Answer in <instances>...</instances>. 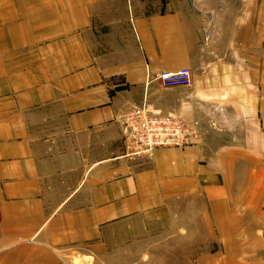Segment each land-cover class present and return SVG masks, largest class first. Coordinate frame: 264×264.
<instances>
[{
	"label": "crops",
	"instance_id": "obj_1",
	"mask_svg": "<svg viewBox=\"0 0 264 264\" xmlns=\"http://www.w3.org/2000/svg\"><path fill=\"white\" fill-rule=\"evenodd\" d=\"M143 105L198 137L127 156ZM179 216L219 249L200 264L259 263L264 0H0V264H85Z\"/></svg>",
	"mask_w": 264,
	"mask_h": 264
},
{
	"label": "rangeland",
	"instance_id": "obj_2",
	"mask_svg": "<svg viewBox=\"0 0 264 264\" xmlns=\"http://www.w3.org/2000/svg\"><path fill=\"white\" fill-rule=\"evenodd\" d=\"M184 222L183 217L179 216L144 224L141 230L138 225H134V230L128 231L124 240H112L110 248L85 256L90 257L85 264H200V257L219 252L215 248L199 249V234L187 232ZM201 236L205 234L201 233ZM78 255L82 256L80 251L70 252L65 264H74L73 259ZM259 259L261 262L258 264H264V252L259 255ZM226 261L225 257L222 258V264H226Z\"/></svg>",
	"mask_w": 264,
	"mask_h": 264
},
{
	"label": "built area",
	"instance_id": "obj_3",
	"mask_svg": "<svg viewBox=\"0 0 264 264\" xmlns=\"http://www.w3.org/2000/svg\"><path fill=\"white\" fill-rule=\"evenodd\" d=\"M162 88L189 86V69L161 72L154 78ZM123 141L127 156L148 155L156 148L184 147L198 137V123L186 122L173 114L157 113L143 105L122 116Z\"/></svg>",
	"mask_w": 264,
	"mask_h": 264
}]
</instances>
